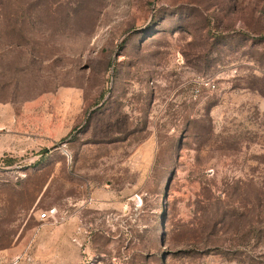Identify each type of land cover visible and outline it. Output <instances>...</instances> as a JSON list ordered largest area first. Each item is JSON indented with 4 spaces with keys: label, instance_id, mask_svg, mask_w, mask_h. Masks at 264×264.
Listing matches in <instances>:
<instances>
[{
    "label": "rangeland",
    "instance_id": "obj_1",
    "mask_svg": "<svg viewBox=\"0 0 264 264\" xmlns=\"http://www.w3.org/2000/svg\"><path fill=\"white\" fill-rule=\"evenodd\" d=\"M17 258L264 264V0H0Z\"/></svg>",
    "mask_w": 264,
    "mask_h": 264
},
{
    "label": "built area",
    "instance_id": "obj_2",
    "mask_svg": "<svg viewBox=\"0 0 264 264\" xmlns=\"http://www.w3.org/2000/svg\"><path fill=\"white\" fill-rule=\"evenodd\" d=\"M208 84L211 85V87L215 88V84L212 82H208ZM60 218V214L58 212V209L56 207H52L42 213L39 214V219L42 221L46 220H58ZM19 259L17 258L15 261L11 263H0V264H17Z\"/></svg>",
    "mask_w": 264,
    "mask_h": 264
}]
</instances>
